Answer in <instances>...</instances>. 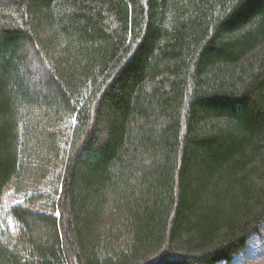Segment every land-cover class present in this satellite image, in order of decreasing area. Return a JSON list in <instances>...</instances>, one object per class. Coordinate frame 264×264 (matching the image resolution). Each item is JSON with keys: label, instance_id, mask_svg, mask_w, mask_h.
I'll use <instances>...</instances> for the list:
<instances>
[{"label": "trees", "instance_id": "16d2710c", "mask_svg": "<svg viewBox=\"0 0 264 264\" xmlns=\"http://www.w3.org/2000/svg\"><path fill=\"white\" fill-rule=\"evenodd\" d=\"M263 226L264 0H0V264H233Z\"/></svg>", "mask_w": 264, "mask_h": 264}, {"label": "rangeland", "instance_id": "374dc122", "mask_svg": "<svg viewBox=\"0 0 264 264\" xmlns=\"http://www.w3.org/2000/svg\"><path fill=\"white\" fill-rule=\"evenodd\" d=\"M18 193L6 195L5 203L8 207L18 202ZM245 251L233 258V264H264V226L260 235H254L248 239ZM246 242V243H247Z\"/></svg>", "mask_w": 264, "mask_h": 264}, {"label": "snow or ice", "instance_id": "6c2138e0", "mask_svg": "<svg viewBox=\"0 0 264 264\" xmlns=\"http://www.w3.org/2000/svg\"><path fill=\"white\" fill-rule=\"evenodd\" d=\"M57 215H59V213H57Z\"/></svg>", "mask_w": 264, "mask_h": 264}]
</instances>
